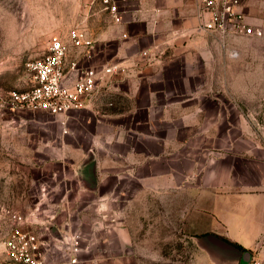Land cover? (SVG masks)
<instances>
[{
	"label": "rangeland",
	"instance_id": "obj_1",
	"mask_svg": "<svg viewBox=\"0 0 264 264\" xmlns=\"http://www.w3.org/2000/svg\"><path fill=\"white\" fill-rule=\"evenodd\" d=\"M81 3L0 0V245L11 233L14 218L22 216V226L54 245L56 257L64 249L63 240L57 236L61 231L50 232L47 223L61 225L65 238L80 236V259L88 257L90 250L101 249V245L93 243L90 224L99 218L93 208L102 201L88 193L79 195L80 190L94 185V180L79 179L89 174L107 179L98 182L97 189L102 193L126 191V197L119 198L116 205L128 206L126 221L135 240L137 264H204L202 253L206 251L202 247L206 244L210 256L220 264H245L235 247L208 244L202 236L193 239L185 227L187 197L183 193L172 196L171 182H156L148 173L142 180V171L132 162L138 161L136 158L129 166L123 163L127 146L118 141L130 135V126L138 130L145 125L144 110H135L137 102L128 92L132 84L123 83V90L110 88L97 105L68 117L9 108L1 100L14 90L32 86L27 63L45 56L54 38L69 42L71 29L65 31L83 16ZM91 3L95 5L94 0L88 2ZM98 9L104 13L101 6ZM241 10L263 34L223 37L211 33L209 56L193 54L186 62H171L165 77L172 79L173 85L164 92L204 95L203 116L192 120L195 131L202 127L207 138H195L196 149L194 153L189 151L194 159L202 163L208 153L211 158L225 157L236 164L241 174L255 180L262 170L258 165L264 164V0H244ZM100 15L99 19H108L105 13ZM109 46L114 52L116 44ZM107 56L110 53H101L98 61ZM145 90L138 92L139 105L147 104ZM200 102L199 99L194 107ZM91 150L101 163L97 171L81 165ZM181 163L180 168L186 170L187 162ZM158 170L164 171L165 167ZM125 173L131 177H124ZM114 174L119 176L117 180ZM158 189L161 193L156 197ZM141 191L147 192L140 194ZM84 207L91 208L84 210L81 218L75 212ZM253 258L264 261V252L252 254L246 261Z\"/></svg>",
	"mask_w": 264,
	"mask_h": 264
},
{
	"label": "crops",
	"instance_id": "obj_2",
	"mask_svg": "<svg viewBox=\"0 0 264 264\" xmlns=\"http://www.w3.org/2000/svg\"><path fill=\"white\" fill-rule=\"evenodd\" d=\"M80 1L82 3L79 7L83 16L71 27L87 28L88 22L87 29L94 37L106 40L96 42L93 58H87L85 63L89 65L115 61L129 63L132 66L130 77L115 88L123 90V83L132 84L128 92L137 102L135 110H144L145 113L142 120L145 125L139 121V126L144 128L136 130L130 126V135L118 141L127 146L123 163H128L129 166L134 162L138 170L142 171L139 175L142 180L146 179L148 173L156 182H171L169 188L172 196L182 193L186 195L185 227L190 235H194V240L195 238L199 240L202 236L209 244L215 238L228 239L248 249L242 253L240 260L245 253L262 254L264 164L258 165L262 170L259 169V176L254 180L241 174L236 164L227 162L225 157L211 158L208 153V158H203L202 163L200 159H194V155L189 151L193 152L196 149L195 138L198 136H202V139L207 138L203 135L205 131L202 127L195 131L196 127L192 120L203 116L204 95L164 92L168 86L173 85V80L165 77L171 62L177 59L186 62L193 54L200 58L210 55V34L199 30L201 22L199 0H116L123 14V22L120 24H114L103 9L101 10L108 19H99L98 16L104 14L98 9V6L102 8L99 2L89 5L88 2L92 0ZM71 27L65 32L72 29ZM110 43L116 44L114 52L110 51ZM147 49L157 56H151L152 59L143 57L142 52ZM103 52L110 53V56L104 61H98L99 55ZM144 88L147 93V104L139 105L138 92ZM199 99L200 104L194 107V103L196 105ZM164 132L166 134H163ZM181 133L183 136H179ZM91 151L94 158L87 161L88 156L81 165L91 166L92 170L97 171L101 163H98L95 151ZM133 158L138 161L131 162ZM182 160L187 162L186 170L180 168ZM160 166L165 167V170L159 171ZM196 167L199 171L197 174ZM125 174L124 177H131L130 173ZM88 175L80 176V181L94 180V185L89 190H80L79 195L88 193L102 201L93 208L99 218L90 224L95 237L92 239L93 243L101 245L102 248L90 250V255L82 258L81 264H137L135 240L126 221L128 206L116 205L119 198L126 197V191L111 190L102 193L97 189L98 182L107 179H97L96 175ZM112 176L116 180L119 178L115 174ZM145 192L147 191H141L140 194ZM159 193L160 189L154 192L156 197ZM90 208L84 207L75 214L83 218L84 210L88 211ZM47 226L50 232L59 229L61 235L58 234V238H64L61 225L47 223ZM49 226L53 228L50 229ZM202 248L206 251L202 253L205 258L204 264H220L210 256L207 244Z\"/></svg>",
	"mask_w": 264,
	"mask_h": 264
},
{
	"label": "built area",
	"instance_id": "obj_3",
	"mask_svg": "<svg viewBox=\"0 0 264 264\" xmlns=\"http://www.w3.org/2000/svg\"><path fill=\"white\" fill-rule=\"evenodd\" d=\"M102 5L114 24L123 22V14L116 0H94ZM201 22L199 30L223 37L261 36L263 31L254 28L241 10L244 0H199ZM126 36V35H124ZM96 37L87 29L74 27L69 42L56 37L48 53L30 60L27 68L32 74V86L14 90L1 100L9 108L42 110L54 116L68 117L72 112L89 109L112 88L125 81L132 66L124 61L89 65L85 60L93 58ZM143 57L155 56L150 49ZM65 123V121H64ZM23 217L14 218L11 233L1 243L0 264H81V238L78 235L64 237L62 253L54 256L55 247L42 235L26 230ZM249 264H264L255 259Z\"/></svg>",
	"mask_w": 264,
	"mask_h": 264
},
{
	"label": "water",
	"instance_id": "obj_4",
	"mask_svg": "<svg viewBox=\"0 0 264 264\" xmlns=\"http://www.w3.org/2000/svg\"><path fill=\"white\" fill-rule=\"evenodd\" d=\"M94 158V153L91 151L90 152V155H89V158L87 159V161H90L91 159H93ZM50 227V229H52L53 227L52 226H49ZM60 239H62V238H60ZM209 243H211V244H214V245H217V246H223V247H226L227 245H229L228 243H226V241H224L223 239H218V238H215V240H212V241H210ZM231 246V245H230ZM233 247V246H232ZM237 249V248H236ZM239 253H241L242 254V251H240V250H237ZM244 257L242 258V263H245V264H249L250 263V261L248 262V261H246V259H247V257L249 258L251 255H249L248 253H245L244 255H243Z\"/></svg>",
	"mask_w": 264,
	"mask_h": 264
},
{
	"label": "trees",
	"instance_id": "obj_5",
	"mask_svg": "<svg viewBox=\"0 0 264 264\" xmlns=\"http://www.w3.org/2000/svg\"><path fill=\"white\" fill-rule=\"evenodd\" d=\"M261 119H263V117H262ZM222 239H223L224 241H226V243H228L229 245H231V246L237 248L238 250L242 251V253L248 251V249H246L245 247H243V246H241V245H239V244H237V243H233V242L229 241L228 239H224V238H222Z\"/></svg>",
	"mask_w": 264,
	"mask_h": 264
}]
</instances>
